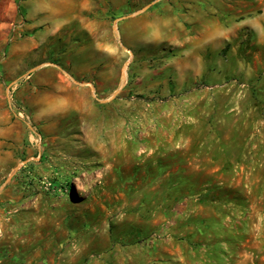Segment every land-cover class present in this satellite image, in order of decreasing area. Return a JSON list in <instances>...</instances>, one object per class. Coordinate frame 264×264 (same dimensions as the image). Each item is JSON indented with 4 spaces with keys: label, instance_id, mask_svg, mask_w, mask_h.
Instances as JSON below:
<instances>
[{
    "label": "rangeland",
    "instance_id": "374dc122",
    "mask_svg": "<svg viewBox=\"0 0 264 264\" xmlns=\"http://www.w3.org/2000/svg\"><path fill=\"white\" fill-rule=\"evenodd\" d=\"M239 1L211 0L222 70L185 80L204 39L152 23L173 0H0V264H264V2Z\"/></svg>",
    "mask_w": 264,
    "mask_h": 264
},
{
    "label": "crops",
    "instance_id": "0c3cea01",
    "mask_svg": "<svg viewBox=\"0 0 264 264\" xmlns=\"http://www.w3.org/2000/svg\"><path fill=\"white\" fill-rule=\"evenodd\" d=\"M259 1L264 2V0ZM254 5L255 4L252 3L249 5L247 3L243 4V0L239 1L238 11L240 15L238 16V18H242L244 16H248V14L254 13ZM249 7L251 8L247 9ZM257 7L258 10L263 11L264 16V4L262 8L260 4ZM165 11L169 13L165 19L157 17L152 23L155 24L157 22L163 26L171 24V36L173 37L175 27L178 25L181 26L180 22L183 21L184 24L186 23L187 25H193L194 27H201L199 33L204 39V45L199 44L195 46L196 48L194 47L188 54L189 57L195 58V62L197 65L195 71L193 72V70H191L187 66L188 63L186 61L191 60H185L183 62H180L181 64H183L182 68L175 66L174 70L172 72L170 71V77L171 73H176V79H181L180 77H182V79L185 80H198L203 75H208L210 79L214 80L216 78L215 75L217 74V72H220L222 70V62L217 58L220 52L224 49L223 45L225 42V35L222 24L218 21L217 17L215 16L217 14V11L213 9V5H211V0H173L171 9H167ZM146 18L147 16H143L141 19L142 21H144ZM260 21L261 19L252 18L240 20V22L234 23L233 33L240 31L242 28L248 27L249 25L259 26ZM204 50H207L209 51V53L212 54L210 60L205 61L200 56V54ZM234 51L235 48L233 47L232 52ZM169 67H171V64ZM169 94H176V92L173 90V88H171V86L169 89Z\"/></svg>",
    "mask_w": 264,
    "mask_h": 264
},
{
    "label": "bare ground",
    "instance_id": "6f19581e",
    "mask_svg": "<svg viewBox=\"0 0 264 264\" xmlns=\"http://www.w3.org/2000/svg\"><path fill=\"white\" fill-rule=\"evenodd\" d=\"M83 191H84L83 188L81 186H79V189H78L79 194L82 195Z\"/></svg>",
    "mask_w": 264,
    "mask_h": 264
},
{
    "label": "water",
    "instance_id": "95a60500",
    "mask_svg": "<svg viewBox=\"0 0 264 264\" xmlns=\"http://www.w3.org/2000/svg\"><path fill=\"white\" fill-rule=\"evenodd\" d=\"M115 29L118 30L117 24H115Z\"/></svg>",
    "mask_w": 264,
    "mask_h": 264
}]
</instances>
